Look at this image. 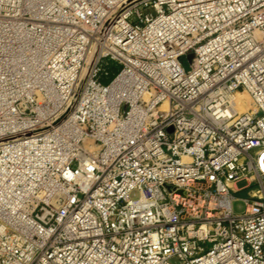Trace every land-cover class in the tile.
I'll return each mask as SVG.
<instances>
[{
	"label": "built area",
	"instance_id": "1",
	"mask_svg": "<svg viewBox=\"0 0 264 264\" xmlns=\"http://www.w3.org/2000/svg\"><path fill=\"white\" fill-rule=\"evenodd\" d=\"M260 155L264 0H0V264H264Z\"/></svg>",
	"mask_w": 264,
	"mask_h": 264
},
{
	"label": "rangeland",
	"instance_id": "2",
	"mask_svg": "<svg viewBox=\"0 0 264 264\" xmlns=\"http://www.w3.org/2000/svg\"><path fill=\"white\" fill-rule=\"evenodd\" d=\"M182 62L184 63L186 67H188L189 63H188L187 55L182 56ZM115 66L116 67L113 68L110 75L103 78L104 81L110 80L112 76L114 75V73L117 72V69L119 68V66L118 65H115ZM246 99L248 100V103H250L251 105L254 104V101L249 93L246 95ZM250 183H251L250 178H243L236 182V186L240 187L238 190H236L237 198H235L233 202L234 210L237 213L243 212L245 210V207H246L245 197L249 195L248 192L250 189L257 187V185H252L250 187H247ZM138 194H139L138 190H135L131 193V196L136 197L138 196Z\"/></svg>",
	"mask_w": 264,
	"mask_h": 264
},
{
	"label": "bare ground",
	"instance_id": "3",
	"mask_svg": "<svg viewBox=\"0 0 264 264\" xmlns=\"http://www.w3.org/2000/svg\"><path fill=\"white\" fill-rule=\"evenodd\" d=\"M191 57L194 56V54H190ZM248 94L247 91L245 90H238L236 93L233 94L232 96V101L234 104H236L238 106V108L240 110H247L249 108H254L255 107V104H250L248 103V100L246 99V95ZM259 161H261L263 167H264V164H263V160L261 158V155L259 157ZM234 187H235V184L232 182L231 183ZM254 194H257V195H261L262 194V191L259 189V188H256L254 191H253Z\"/></svg>",
	"mask_w": 264,
	"mask_h": 264
},
{
	"label": "trees",
	"instance_id": "4",
	"mask_svg": "<svg viewBox=\"0 0 264 264\" xmlns=\"http://www.w3.org/2000/svg\"><path fill=\"white\" fill-rule=\"evenodd\" d=\"M111 67H112V68H115L116 66H115V64H114V63H112ZM112 70H113V69H112Z\"/></svg>",
	"mask_w": 264,
	"mask_h": 264
}]
</instances>
